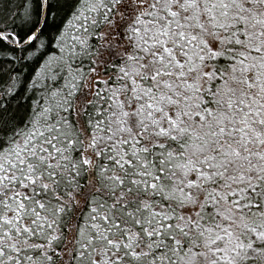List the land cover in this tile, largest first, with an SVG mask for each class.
I'll return each mask as SVG.
<instances>
[{
  "label": "snow or ice",
  "instance_id": "1",
  "mask_svg": "<svg viewBox=\"0 0 264 264\" xmlns=\"http://www.w3.org/2000/svg\"><path fill=\"white\" fill-rule=\"evenodd\" d=\"M0 264H264V0H0Z\"/></svg>",
  "mask_w": 264,
  "mask_h": 264
}]
</instances>
